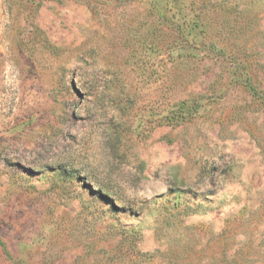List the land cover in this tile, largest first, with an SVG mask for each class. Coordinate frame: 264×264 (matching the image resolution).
Instances as JSON below:
<instances>
[{"label":"rangeland","instance_id":"374dc122","mask_svg":"<svg viewBox=\"0 0 264 264\" xmlns=\"http://www.w3.org/2000/svg\"><path fill=\"white\" fill-rule=\"evenodd\" d=\"M0 264H264V0H0Z\"/></svg>","mask_w":264,"mask_h":264},{"label":"trees","instance_id":"16d2710c","mask_svg":"<svg viewBox=\"0 0 264 264\" xmlns=\"http://www.w3.org/2000/svg\"><path fill=\"white\" fill-rule=\"evenodd\" d=\"M155 36H157V35H155ZM172 36V34H170L168 37H171ZM158 37V36H157Z\"/></svg>","mask_w":264,"mask_h":264}]
</instances>
